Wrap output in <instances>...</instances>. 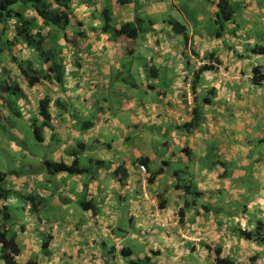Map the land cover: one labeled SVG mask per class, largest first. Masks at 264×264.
Returning <instances> with one entry per match:
<instances>
[{
  "label": "crops",
  "instance_id": "1",
  "mask_svg": "<svg viewBox=\"0 0 264 264\" xmlns=\"http://www.w3.org/2000/svg\"><path fill=\"white\" fill-rule=\"evenodd\" d=\"M224 1L233 11L234 27L227 38L226 23L217 36L215 0H130L126 5L119 0H73L68 30L42 31L46 42L55 41L62 48L63 85L42 80L34 86L25 82V89L17 82L22 78L17 66L11 64L7 72L13 78L2 77L0 69V83L10 79L24 93L20 101L26 113L32 105L41 120L39 103L51 100L52 122L43 143L55 145L52 158L42 162L40 171L13 177L9 200L0 199V207L8 211V201L21 199L31 213L27 224H17L20 232L6 228L17 236L18 264L33 259L39 264H108L107 257L111 264H130L146 256L153 264H215L218 248L222 257L239 264H264V226H259L264 224V104L257 97L251 106L233 104L222 114L209 110L207 116L203 104V93L209 90L221 97V103L247 99L239 81L245 77L254 81V69L264 70V63H253L264 61V55L253 53L264 43L259 19L264 0L243 4L253 14L252 28L244 32L245 25L235 18L240 3ZM28 15L43 25L36 13ZM126 23L137 27L138 39L113 32ZM174 24L184 26L185 33ZM2 34H7L8 42L17 39V32L0 23ZM141 48L152 54V60L137 54ZM10 50L11 56L24 60L34 56L33 48L21 43ZM145 63L151 67L144 80L151 83L142 86L139 72ZM209 68L215 71L208 72ZM202 82L210 88L202 87L198 97L196 88ZM248 95L254 96L255 90ZM164 105L173 122H163ZM185 108L191 109L186 119ZM148 111L152 120L145 116ZM108 128L117 135H105ZM150 128H167L171 142ZM102 144L129 146L131 165L120 161L113 168L116 154L105 152ZM86 150L94 155L86 158ZM161 156L168 158L160 160ZM46 160L66 165L78 160L86 171L53 175ZM133 165H144L147 172ZM121 168L125 174L117 180ZM40 201L62 209L61 219L49 210L41 219ZM243 201L247 204L242 207ZM123 219L126 224L120 228ZM244 232L251 236L244 237ZM123 251L135 259L126 258Z\"/></svg>",
  "mask_w": 264,
  "mask_h": 264
},
{
  "label": "trees",
  "instance_id": "2",
  "mask_svg": "<svg viewBox=\"0 0 264 264\" xmlns=\"http://www.w3.org/2000/svg\"><path fill=\"white\" fill-rule=\"evenodd\" d=\"M22 0H0V23L5 24V28L8 25V21L15 18L14 16L20 15L18 11H12V7L19 4ZM73 0H24L21 4L27 5L28 2L32 3V10L43 20V25L39 26L37 19H28L24 20L20 24V28L16 30L17 39L13 42H8L5 44L6 49L12 48L17 44H20V39L25 37V44L30 48H34L37 50L38 59H29V60H20L19 58H15L12 56V61L17 64L18 70L20 71L21 76L24 77L29 86H34L42 80H45L51 84H55V86H60L64 84L65 80V62L63 58L62 48H58V43L55 41H47V37L42 36V31L47 28L55 29L56 31L66 32L68 28L71 26V10L70 4ZM122 5H126L130 3V0H119ZM219 13H218V33L217 36H221L224 31V24L226 21L231 20L233 17V11L230 8V5L222 0L218 5ZM111 19L110 16L106 17V24L109 23ZM175 29L180 26V33H185V27L179 24H174ZM37 30V34H33L32 32ZM178 32V30H176ZM116 35L125 36L129 39L135 40L138 39V29L135 25L131 23H126L120 27L119 30L113 31ZM53 39L52 36L49 37V40ZM11 51V50H10ZM254 54L264 53V43L262 45L256 46L253 49ZM49 64L47 69H44V65ZM35 67H37L35 69ZM28 70V71H27ZM206 70V68H205ZM202 71V70H201ZM261 67H256L254 69V81L257 79H264V75H262ZM0 91L3 92L6 96L14 95L16 96L18 93H21L17 84L14 82L9 85L8 81L5 80L0 85ZM0 92V93H1ZM23 95V92L21 93ZM19 96V95H18ZM50 102L51 100L45 98L39 103V114H40V125L33 127L34 134L36 139L43 143L44 141V131L51 127L52 117L50 114ZM11 102L10 105H14ZM2 104V112L10 106ZM17 117H21L20 113L15 114ZM44 165L47 171L50 174H61L68 173L71 175L74 174H82L86 170L79 166L78 160H75L73 164L66 165L65 163H58L51 160H46ZM124 170L123 168L119 169L117 173ZM122 177V176H121ZM4 182V175L0 174V183ZM188 190V189H187ZM9 192L4 191L3 195L0 192V199H6ZM2 214L4 224L0 223V260L3 261L4 264H18L17 257L20 255L21 250L16 241V234L9 232L6 229L9 224L8 222L12 220V215L7 209H3L0 211ZM259 226H264L263 223H259ZM4 230H1V229ZM244 237H249L251 234L249 232L242 233ZM256 236V235H254ZM48 244H45L44 247L47 248ZM215 264H239L237 261L232 259H228L222 257V252L218 248L215 251ZM153 255H157L158 253H153ZM123 255L125 256V252L123 251ZM25 264H39L37 261L30 260ZM130 264H153L151 256H146L144 259H140L139 261H131Z\"/></svg>",
  "mask_w": 264,
  "mask_h": 264
},
{
  "label": "rangeland",
  "instance_id": "3",
  "mask_svg": "<svg viewBox=\"0 0 264 264\" xmlns=\"http://www.w3.org/2000/svg\"><path fill=\"white\" fill-rule=\"evenodd\" d=\"M23 1L24 0H22L21 2ZM21 2L12 7V11L13 12L18 11L20 12V15L14 16L15 18L7 22L8 25L6 27L8 28V31L16 32V30L20 28L21 22L29 19L28 13L34 11L31 8L32 7L31 2H28L27 5L21 4ZM7 40H8L7 34H2L0 36V69L2 70L1 76L4 77L5 75L6 77L13 78L11 74L10 73L7 74V72H9L11 64H13L15 67L17 66V64L14 61H12V56L10 51L11 48L6 49L7 46L5 44L8 43ZM25 42H26L25 37L20 39V43L23 46L26 45ZM32 51L34 53L33 59L39 60L36 54L37 50L33 48ZM13 57L19 58V61L23 60V58L21 57H16V56ZM17 82L22 83V85L25 86L26 89V84H25L26 80L24 79L23 76ZM8 84L9 85L13 84L10 79L8 80ZM2 95L3 97L1 96L0 93V174L4 175V182L0 183V192L3 195L4 191L9 192V190L13 188V183H12L13 181L11 179L16 175L21 176V174H23L22 176L25 177L27 171L29 170L40 171L43 167L42 162L45 159L52 158L51 156L55 148V145L51 143L48 146L47 142L40 143L36 139L33 127L35 128L36 126L40 125V119L36 116L37 113L34 112L35 107L30 105L31 109H29V113H26L25 112L26 105L24 101L22 102L20 101L23 98L22 95L20 97L14 95L5 97V94L3 92ZM3 102L4 105H8V104L10 105L11 102L12 103L15 102V104L10 105L4 111L3 114L1 110ZM16 112L20 113L21 117L15 116ZM48 156L50 158H46ZM10 196H11V192H9L6 199L9 200ZM15 201L16 203L14 204H10L9 201L7 202V207L10 213L13 216H15V220L13 219L9 221L8 224L9 226L13 227V231L20 232V229L17 230V224H21V225L27 224L30 221L31 213H28L25 210L27 204L25 202H22L23 200L18 199ZM29 204L33 205L31 202ZM246 204L247 203L245 201L241 202L242 207L245 206ZM41 207L42 208L38 213L41 219H43L44 217L43 216L44 211H48V210L52 217H57L58 220L61 219L59 216H61L62 209L59 208L53 209V207H50V205L47 204V201H44V203L41 202ZM2 210L3 208L0 207V211ZM66 217L68 218V216ZM0 223L4 224L1 213H0ZM118 224L120 225V228H122V226L126 224V220L125 219L120 220ZM8 230L9 232L13 233V231H11L10 229ZM134 248L137 249L136 247ZM43 249H45V247H43ZM47 251L49 252V250ZM33 260L36 261L35 259Z\"/></svg>",
  "mask_w": 264,
  "mask_h": 264
},
{
  "label": "clouds",
  "instance_id": "4",
  "mask_svg": "<svg viewBox=\"0 0 264 264\" xmlns=\"http://www.w3.org/2000/svg\"><path fill=\"white\" fill-rule=\"evenodd\" d=\"M234 2L240 3V9L235 14V18L237 20V23H241V24L245 25V27H243L241 29V32H244V31L251 29L252 24L249 21L253 19V14L250 11L245 10L243 7V4L247 3L248 0H243L242 3L240 2V0H234ZM220 3H221V0H215V4H220ZM259 19H260L261 25L264 26V10H262V14H261ZM232 27H234V25L232 24L231 20L226 21L225 38H227L228 30L231 29ZM137 54L147 57L148 60H152V54L148 53V52H144V50L142 48L138 50ZM260 55H264V53H260ZM159 62L162 63V60ZM245 63H248V61H245ZM253 63L254 64H260V63H264V61L255 60V61H253ZM150 67H151V64L145 63L144 67L140 69L139 80H140V83L142 86L146 85L147 83H151L150 80H147V81L144 80V76L147 74V69H149ZM207 71L212 72V71H215V69L209 68V69H207ZM247 71L251 72V69L249 68V69H247ZM262 75H264V72H262ZM26 84L29 85L27 82H26ZM239 85H240L241 95L247 97V99H244L242 101H235V99H233L232 102L224 101L223 103H221L220 102L221 97L219 95H217L216 93H213L210 90L207 91L206 93H203V95H204L203 104H204V109H205V115L207 116L210 114L209 110H212L211 114H213V115L218 114V113L222 114L226 108H228V109L232 108L233 104H247L248 106H251L250 101L255 100L257 97H260L261 98L260 103L264 104V79H257L255 81H249L248 78L245 77L241 81H239ZM134 86H135V82H133V87ZM202 87L203 88H210V85L203 83V82L201 84H198V86L196 88V93H197L198 97L202 94ZM118 88H119V85L117 84L115 86L114 90H117ZM170 90L172 91L173 95L176 94V90L174 87ZM251 90H255L254 96L248 95ZM157 91H161V89H157ZM21 95L22 94H19V97ZM22 96H24V93ZM183 111L185 113L183 118L186 119L187 113H189L191 111V109L185 108ZM160 114L162 116V120L164 123L167 124L169 122H173L170 114L167 111L166 105H164L160 108ZM145 116L147 117L148 120H152V118H153L152 113L150 111L145 112ZM180 118H181L180 113L179 112L176 113V119L178 120ZM220 123L224 124V120L221 119ZM229 126L230 125H225V127H229ZM193 127H195V125H193ZM182 130L186 131L187 129H182ZM127 131L128 130H124L125 134L127 133ZM150 131L153 132L155 134V136H159V135L168 136L169 142H171V134L169 133L167 128H150ZM172 131L174 133L176 131L175 128H173ZM105 135L116 136L117 133H116V130L114 128H108L105 130ZM141 139H143V138H141ZM70 143H71V141H70ZM136 143H140V141H137ZM101 147L104 149L105 152L116 154L115 160L113 163V168H115L116 163H118L120 161H127L128 164L131 165L132 161L130 159V156L132 155V151H131L129 146H124L123 148H119L116 145L110 146V145L102 144ZM173 150H174V148L170 146L169 147V153H171V151H173ZM89 155H94V153L86 150L85 151V157L87 158V156H89ZM177 155L179 156L180 154L178 153ZM97 158L112 159V157H97ZM167 158H168L167 156L159 157L160 160L167 159ZM70 162H71V158L69 159V163ZM133 166L134 167H142L144 165H133ZM171 171L175 172V169H171ZM146 172H147V169H146ZM124 174H125L124 170H121V172L116 173V179L119 180L120 177ZM125 257L128 259H131V260L135 259L134 256H130L128 253H125ZM106 259L108 261V264H111V257H107ZM0 264H3V262L0 261Z\"/></svg>",
  "mask_w": 264,
  "mask_h": 264
},
{
  "label": "built area",
  "instance_id": "5",
  "mask_svg": "<svg viewBox=\"0 0 264 264\" xmlns=\"http://www.w3.org/2000/svg\"><path fill=\"white\" fill-rule=\"evenodd\" d=\"M140 169H141V171H142L143 173L146 172V168H145L144 166L140 167Z\"/></svg>",
  "mask_w": 264,
  "mask_h": 264
}]
</instances>
